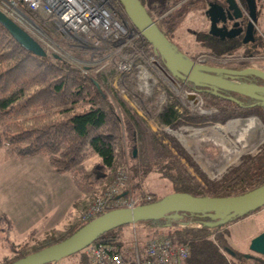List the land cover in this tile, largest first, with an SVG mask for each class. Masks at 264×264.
<instances>
[{
    "label": "trees",
    "instance_id": "16d2710c",
    "mask_svg": "<svg viewBox=\"0 0 264 264\" xmlns=\"http://www.w3.org/2000/svg\"><path fill=\"white\" fill-rule=\"evenodd\" d=\"M6 1L14 3L39 30L74 59L89 61L104 55L103 52L99 56L89 48L83 50L74 46L53 27L50 17L30 10L22 0ZM197 1L161 0L157 5L145 7V10L158 31L169 40ZM111 6L122 19H127L117 0H111ZM260 6L259 11L263 4L260 3ZM197 40L203 48L200 53L220 59L225 56L239 58L220 64V67L241 70L248 66L250 60H247L246 52L238 42L220 41L206 31L198 34ZM252 44L259 47L260 39L256 37ZM139 52L145 57L154 56L151 46L143 38H138L118 56H111L97 65L80 66L52 52L46 51L44 56L34 55L20 46L0 24V148L6 157L12 160L33 156L45 158L54 171L70 174L81 197L101 196L124 161L129 165L130 185L127 184L133 191H140L141 183L149 172H156L165 178L170 184V193L195 197L237 196L263 185L264 143L256 153L241 156L239 164L218 180L210 181L191 163L173 137L167 134L158 136L151 131L129 103L139 108L146 118L166 127L165 131L173 133L170 129L176 130L181 125H224L228 120L249 116L257 117L264 124V102L224 90L214 94L207 87L197 92L203 107L212 110L207 117L186 110L179 114L177 101L169 98L159 108L160 86H155L150 96H143L136 89L135 70L122 73L117 70L120 58L135 60ZM260 54L255 52L252 56ZM156 60L163 67L162 61L159 58ZM211 65L216 66L214 63ZM174 81L183 90L195 91L190 83L182 84L176 78ZM235 81L262 84L253 75L238 76ZM121 94L126 95L130 102L124 100ZM91 154L97 155V161L90 168H85L83 162ZM181 159L192 167L197 178L186 170ZM161 198L150 196L149 200H143L139 205L154 203ZM242 217L215 225L216 220L204 213L185 212L176 213L175 217L168 214L135 222L134 225L150 231L146 237L152 233L162 234L169 237L173 244L185 246L188 254L181 264H264L261 256L250 253L249 257H243L227 245V226ZM89 221L77 220L62 239ZM129 227L130 224L115 227L98 236L95 242L122 250L128 244ZM11 231V221L1 214L0 232L8 236ZM9 249L16 255L4 264L26 254L24 249L18 251L11 246ZM77 254L84 264H88L81 252Z\"/></svg>",
    "mask_w": 264,
    "mask_h": 264
},
{
    "label": "rangeland",
    "instance_id": "374dc122",
    "mask_svg": "<svg viewBox=\"0 0 264 264\" xmlns=\"http://www.w3.org/2000/svg\"><path fill=\"white\" fill-rule=\"evenodd\" d=\"M146 1L148 3H153L154 1L160 2V0ZM201 3H195V6H193L192 10L187 13L183 20L177 25L171 35V38L168 40L176 51H180L181 54L188 58L189 56L196 57L197 54L203 51L200 41L197 40V35L202 34L205 32V29H208V21L206 20V15L204 13L206 9V2ZM26 29L39 43H41L43 48L48 53L52 52L66 58L64 55L65 52H63L60 47L54 43V41L50 39V42L54 45L52 46L47 40L40 37L28 27ZM260 32L261 28L258 33ZM260 42L261 45L259 47H254L253 49H250V47L248 48L250 50L246 49V51H252V54L255 52L258 54L262 53L260 56L254 57L253 60L249 61V67L258 68L264 71V38H261ZM74 63L78 65H86L78 61L77 63L74 61ZM178 91H180V89ZM163 96L165 97L163 102H161V97L157 100V106L159 108H161L165 101L169 98L177 101L176 108L179 114L183 113L184 110L204 117L211 114V110L204 108L202 102L197 101L193 105L186 104L183 106V102L179 101L180 97H178L177 94H169L166 91ZM121 97L127 102H130L128 101L126 95L121 94ZM198 99H200V97ZM129 104L133 108L134 112L144 120L151 131L155 132L158 136L167 134L173 137L185 154L189 157L191 163L196 166L197 169L210 181L218 180L230 169L237 166L240 158L237 159L235 163L228 165L220 173L215 175L210 174L200 165V160H196V155L189 152L182 145L179 140L180 135L185 133L183 136H187V132L183 129L206 130L210 127H223L227 123L235 121L236 119H255L261 125V130L252 134L251 140L257 141L260 139V143L258 142L259 145L257 144L252 151H246L241 155H252L256 153L259 147L264 143V124L255 116L231 119L232 121L228 120L226 124L223 123L224 125L218 123L206 124L202 127L181 125L176 130L170 129L173 133H169L164 129L166 127L159 125L154 119L146 118L139 108L132 105V103ZM199 109H202V112ZM227 137L230 141H233L230 133H228ZM164 142L167 143V140H164ZM198 150L200 152V157L206 161L213 162L221 156V149L212 143L202 144L199 146ZM96 161L97 155L91 154L83 162V165L85 168H90ZM181 162L185 165L186 170L190 172L192 176L197 178V175L192 167L188 163L186 164L184 159H181ZM121 166H125L129 174L128 163L124 161L121 163L120 167ZM128 183L130 185L129 180ZM124 190L133 197L146 194L159 198L169 194L171 188L169 182L165 178L159 176L156 172H149L145 175L141 183L140 191H133L128 184L125 186ZM91 196L92 195L81 197L73 185L70 174L68 172L59 173L54 171L45 158L41 156H33L23 160H12L6 157L3 149L0 148V215L4 214L12 224V231L8 236L3 232H0V264L6 263L7 260L16 255L11 252L9 249L10 246L14 247L18 251L24 249L27 254L44 246L55 243L65 237L71 231L76 221L80 219L81 215L95 201L96 198H93L94 200L90 202L83 212H81L82 206ZM133 230L135 235L134 238L139 240L140 243L143 242L146 235L150 233V231L137 225H134ZM133 230L130 224V236L127 234L128 236L126 238L128 240L127 247H132ZM263 230L264 207L249 213L236 221H233L227 226V245L234 252L241 254V256L249 257L251 253L248 250L250 239ZM77 253L65 256L49 264H84Z\"/></svg>",
    "mask_w": 264,
    "mask_h": 264
},
{
    "label": "water",
    "instance_id": "95a60500",
    "mask_svg": "<svg viewBox=\"0 0 264 264\" xmlns=\"http://www.w3.org/2000/svg\"><path fill=\"white\" fill-rule=\"evenodd\" d=\"M117 1L129 23L151 46L155 57L162 61L163 67L160 65L158 67L171 81L174 82V78H176L181 82L192 84L196 89L208 87L214 94H217L218 90H224L264 102V71L249 66L241 70H231L194 62L176 51L168 39L158 31L140 0ZM217 1H209L204 12L208 19V34L220 41L242 34V44L252 43L257 20L255 0H224L225 5H221ZM5 5L10 6L12 11L5 8ZM241 6L245 9L246 14L242 12ZM14 13L26 19L40 31L16 7L6 0H0V24L24 49L34 55L44 56L46 51L27 31L26 25L14 16ZM228 22H232L229 28L226 27ZM64 55L74 61L73 57L65 53ZM244 75L258 77L262 81V85L233 81L236 77ZM262 206H264V184L241 195L230 197H195L185 193H169L154 203L104 212L66 238L27 253L9 264H48L80 252L84 247L94 242L98 236L115 227L157 219L168 214L175 217L176 213L201 212L216 220L214 224L217 225L245 216ZM248 250L264 258V230L250 239Z\"/></svg>",
    "mask_w": 264,
    "mask_h": 264
},
{
    "label": "built area",
    "instance_id": "2783aa9c",
    "mask_svg": "<svg viewBox=\"0 0 264 264\" xmlns=\"http://www.w3.org/2000/svg\"><path fill=\"white\" fill-rule=\"evenodd\" d=\"M22 2L30 10L39 11L50 17L53 27L71 40L74 46L83 50L89 48L99 56L104 53L94 60L74 59L76 63L78 61L86 64H79L80 66L97 65L111 56H118L134 40L142 38L127 19L119 16L118 11L111 6V0H22ZM59 3L66 4L64 12L57 9ZM10 4L15 7L14 3ZM195 58L194 62L200 64L206 61L212 64H226L239 59L233 56L220 59L204 53L197 54ZM158 65L155 55L145 57L139 52L135 60L120 58L117 70L122 73L134 69L136 89L143 96H150L152 89L160 86L162 91L157 100L161 97V102L165 100L163 94L166 91L169 94H177L183 106L201 102L197 93L183 90L178 83L171 81ZM199 110L202 112V109ZM128 175L127 168L121 166L107 190L95 199L79 221L85 222L104 212L117 208H131L143 200H149V195L133 197L124 190L126 182L128 183ZM131 228L134 229V224H131ZM132 236V247L125 246L122 250H115L111 245L94 241L80 252L88 264H181L188 254L185 246L173 244L169 237L162 234L152 233L141 243L134 238V230Z\"/></svg>",
    "mask_w": 264,
    "mask_h": 264
},
{
    "label": "bare ground",
    "instance_id": "6f19581e",
    "mask_svg": "<svg viewBox=\"0 0 264 264\" xmlns=\"http://www.w3.org/2000/svg\"><path fill=\"white\" fill-rule=\"evenodd\" d=\"M5 8L12 11L10 10V6L5 5ZM57 9L64 12L66 4L59 3V7L57 6ZM14 16L24 23L30 30L47 40L50 45L54 46L41 31L35 29V27L26 19L15 13ZM183 130L187 132V136H183L185 133L180 135L179 140L182 145L189 152L196 155V160H200V165L204 169H206L210 174L215 175L224 170L228 165L235 163L237 159L240 158L239 156H242V153L252 151L255 148L260 139L252 141L251 136L261 130V125L255 119H247L238 121L235 120L227 123L223 127H210L206 130ZM228 133L232 135L233 141H230L227 137ZM205 143H212L221 149V156L216 161H206L200 157L198 148L200 145Z\"/></svg>",
    "mask_w": 264,
    "mask_h": 264
},
{
    "label": "flooded vegetation",
    "instance_id": "af4514ba",
    "mask_svg": "<svg viewBox=\"0 0 264 264\" xmlns=\"http://www.w3.org/2000/svg\"><path fill=\"white\" fill-rule=\"evenodd\" d=\"M209 1H213V0H204V2H206V5H207V3L209 2ZM216 1V0H215ZM219 4H221V5H225L224 3V0H218L217 1ZM255 4H256V10H257V7L259 8V1L258 0H255ZM241 10H242V12L243 13H245L246 14V11H245V9L241 6ZM256 15H257V11H256ZM231 23L232 22H228L227 24H226V27L227 28H229L230 26H231ZM220 25V23L218 24V26ZM207 33H208V31H207ZM212 37V36H211ZM256 37H258L259 38V35L256 33V28L254 29V32H253V38H254V41L252 42V43H254L255 41H256ZM215 38V37H214ZM241 38H242V34L241 35H239V36H237V37H235V38H232V39H224V40H226V42H228V43H235V42H238L237 44H240L241 45V47H243V49L245 50V52H246V57H247V60H253V58L255 57V56H252V53L251 52H247L246 51V49L248 48V46H249V44L250 43H247V44H242L241 43ZM218 39V38H217ZM223 41V40H222ZM244 46L246 47V48H244ZM193 61H195V57H192L191 58ZM201 64H203V65H207V66H212V67H219V68H225V67H220V64H215L216 66H213V65H211V63H209V62H203V63H201ZM250 64L248 63V66H249ZM226 69H228V68H226ZM233 81H235V80H233ZM235 82H237V81H235ZM239 82V81H238ZM240 83H243V82H240ZM182 84H185V82H183L182 81ZM262 85V84H261ZM194 88V87H193ZM204 88H206V87H199V88H197L196 89V87L194 88L195 90H203ZM195 93H197L196 91H194ZM198 94V93H197ZM211 110V109H210ZM212 111V110H211Z\"/></svg>",
    "mask_w": 264,
    "mask_h": 264
},
{
    "label": "crops",
    "instance_id": "0c3cea01",
    "mask_svg": "<svg viewBox=\"0 0 264 264\" xmlns=\"http://www.w3.org/2000/svg\"><path fill=\"white\" fill-rule=\"evenodd\" d=\"M141 1H142L143 5L145 7H150V6H153V5H157L159 3L157 1H154L153 3H148L146 0H141ZM258 1H259V3L263 4V8L259 11L260 8L257 7V20H256V23H255V28H256V33L258 35L260 34L259 35L260 39L261 38L263 39L264 38V0H258ZM197 2L200 4L201 2H204V0H199ZM259 7H261L260 4H259ZM205 18L208 21L207 16ZM260 28H261V32L258 33ZM207 30L208 29H205L204 31L207 32ZM254 47H258V46L255 45V44H252V43H250L249 46H248V48H250V49H253ZM244 48H246V47L244 46ZM250 49H248V50H250ZM93 200H94L93 197H90L88 200H86L87 202H85L84 205L82 206V209H81L82 211L81 212H83L87 208V206L90 204V202L93 201ZM252 257H255V256L252 255Z\"/></svg>",
    "mask_w": 264,
    "mask_h": 264
}]
</instances>
